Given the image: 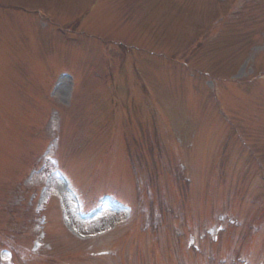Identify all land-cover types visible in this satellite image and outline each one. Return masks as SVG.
<instances>
[{
    "label": "rangeland",
    "instance_id": "obj_1",
    "mask_svg": "<svg viewBox=\"0 0 264 264\" xmlns=\"http://www.w3.org/2000/svg\"><path fill=\"white\" fill-rule=\"evenodd\" d=\"M237 1L0 0L4 264H264V0Z\"/></svg>",
    "mask_w": 264,
    "mask_h": 264
},
{
    "label": "bare ground",
    "instance_id": "obj_2",
    "mask_svg": "<svg viewBox=\"0 0 264 264\" xmlns=\"http://www.w3.org/2000/svg\"><path fill=\"white\" fill-rule=\"evenodd\" d=\"M116 214V213H115ZM115 216L114 215H112V214H109L108 216H107V218H103L102 216L101 217H99V218H97L96 219V222H98V224L100 223V222H106L107 221V219H112V218H114Z\"/></svg>",
    "mask_w": 264,
    "mask_h": 264
}]
</instances>
